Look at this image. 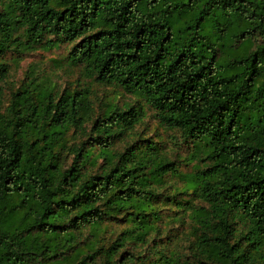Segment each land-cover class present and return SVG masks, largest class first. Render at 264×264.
<instances>
[{
  "label": "trees",
  "instance_id": "1",
  "mask_svg": "<svg viewBox=\"0 0 264 264\" xmlns=\"http://www.w3.org/2000/svg\"><path fill=\"white\" fill-rule=\"evenodd\" d=\"M0 2V264H264V0ZM64 45L134 100L96 108L89 82L31 71L5 99L8 52ZM144 106L191 171L134 132ZM166 203L180 253L155 242Z\"/></svg>",
  "mask_w": 264,
  "mask_h": 264
},
{
  "label": "rangeland",
  "instance_id": "2",
  "mask_svg": "<svg viewBox=\"0 0 264 264\" xmlns=\"http://www.w3.org/2000/svg\"><path fill=\"white\" fill-rule=\"evenodd\" d=\"M3 4L0 2V7ZM68 46L64 45L60 48L45 50L42 48H26L21 53L8 52L5 60L10 64V72L2 81L1 86L4 89L5 99L9 97L10 91L19 87L23 80H26V74L33 72L39 78H47L58 85L59 89L64 87H75L78 82L86 84L89 78L81 70V68L71 67L65 60ZM90 90L94 106L99 107L101 101H117L123 104L126 101H133V96L123 91L121 88L113 85H99L89 82ZM145 115L141 122L136 125L134 132L141 133L142 137H152L154 140H159L161 150L166 153L170 159L176 160L182 172L191 171L193 161L190 158V150L184 142L179 131L167 130L157 123L153 117L152 111L144 106ZM122 143L117 145V148H122ZM69 157L67 163L70 162ZM170 186H167V191H172L173 188H183L184 182L177 178H168ZM174 192H171L173 195ZM184 215L182 208L166 203L161 207V220L157 221L160 226L158 239L155 241L162 248L167 249L170 253H180L185 250V235L189 233L190 227L188 220L181 218ZM121 226L115 227L116 230Z\"/></svg>",
  "mask_w": 264,
  "mask_h": 264
}]
</instances>
